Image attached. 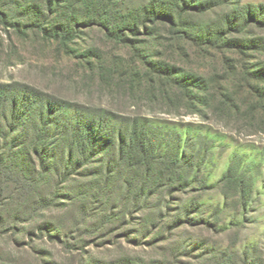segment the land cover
Returning <instances> with one entry per match:
<instances>
[{
  "label": "rangeland",
  "instance_id": "374dc122",
  "mask_svg": "<svg viewBox=\"0 0 264 264\" xmlns=\"http://www.w3.org/2000/svg\"><path fill=\"white\" fill-rule=\"evenodd\" d=\"M59 1L0 0L10 24L76 35L0 21V264H264V0H111L112 27H139L128 45L95 16L105 0ZM149 63L244 108L149 103ZM136 117L157 126L134 135ZM185 124L204 136L165 128Z\"/></svg>",
  "mask_w": 264,
  "mask_h": 264
},
{
  "label": "trees",
  "instance_id": "16d2710c",
  "mask_svg": "<svg viewBox=\"0 0 264 264\" xmlns=\"http://www.w3.org/2000/svg\"><path fill=\"white\" fill-rule=\"evenodd\" d=\"M46 2L48 6V10L50 13L53 12V8L55 3H60L61 1L59 0H43ZM111 1V0H110ZM109 0H105L103 6L96 9V6H92V10L95 14L96 17H101L106 19V25H103L102 27L106 31V34L109 39L118 41L120 43H123L125 45H128L132 43L130 40H128L126 32L131 33L132 35H136L139 32V27L134 26V24H131L130 22L132 21L128 17L123 18L122 17V22L126 27H123V29L117 30L116 27H112L110 24L111 20L109 19L110 15V10L112 9L113 3L112 1L109 2ZM100 14V16H99ZM58 16V15H57ZM167 16L162 15L161 13H155V11H150L148 15L145 17V23L144 24H150L153 25V27H158L159 25H163L165 20H167ZM0 21L3 25L7 27H13L15 31L17 32L18 35L21 37L27 38L29 36V32H36L42 38L48 42H56L59 43L63 47H67L69 43H71L73 40L76 39V35L72 31V24L71 25H56L52 27H47L43 24H38V23H31L29 25H26L24 27H20V25L17 24H10L8 22L6 14L0 10ZM110 21V22H109ZM135 21V20H134ZM134 21H132L134 23ZM77 22V21H76ZM84 24V23H82ZM116 25V24H114ZM117 26V25H116ZM84 27V26H83ZM113 28V30L111 29ZM144 29L148 30L147 27L144 26ZM154 31L152 30L149 35L154 37L155 41L157 42L159 39L158 37H155L152 35ZM148 35V36H149ZM158 45V42H157ZM156 45H153L149 49H145L146 52L149 53V51L153 50ZM236 48V47H234ZM152 66L151 69V75L148 79V102L149 103H158L162 102L166 107H171V108H177L178 110H187L191 112H201L199 108H211L212 110H217L219 107L222 108L224 112L226 110H235L237 112H241V110L244 108V100L240 99L235 95L234 99H230V96H226L225 94H220V95H211L208 96L207 92L208 89L202 83V87L199 88L197 84L191 83L190 79H193L194 77H190L186 80H182L180 76H187V73L185 71H175V67H169L168 65H162L158 64H152L149 63ZM233 74V73H232ZM251 75L252 72H250ZM235 75V74H234ZM254 76V75H253ZM195 89L199 91L200 94H195L191 93L189 94L187 91L189 89ZM250 96H252L251 93H249ZM253 98V97H252ZM257 112L259 115L263 117L264 121V99H260L258 102V107L256 108ZM104 118H103V112H99V133L101 134L103 131V124H104ZM149 126H157L154 121L149 120V119H142L136 117L133 120V129L135 130L133 134H137L140 136L142 134V130H146ZM97 128V127H96ZM167 129H173L175 130L181 139H179V142H184L186 138L189 137H194V135H201L202 134L201 128L193 130L191 129L189 124H185V129H180V128H170L169 126L165 127ZM98 129V128H97ZM99 134V135H100ZM136 136H133L135 138ZM138 138V136L136 137ZM142 139V137H140ZM143 146H146L147 144L144 143L143 141ZM127 145L131 144H123V148L126 147ZM148 146V145H147ZM170 147L168 141H164L163 143L157 145L156 147H150L149 148V153H151V156H156V158H160L161 156H164V153L168 150ZM145 152H148L146 148H144ZM181 153V152H180ZM169 170V169H168ZM170 171V170H169ZM170 174V173H168Z\"/></svg>",
  "mask_w": 264,
  "mask_h": 264
}]
</instances>
